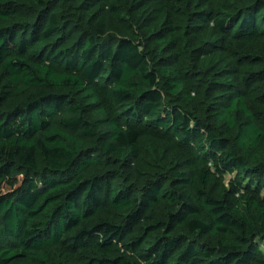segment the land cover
Returning <instances> with one entry per match:
<instances>
[{
	"label": "trees",
	"instance_id": "trees-1",
	"mask_svg": "<svg viewBox=\"0 0 264 264\" xmlns=\"http://www.w3.org/2000/svg\"><path fill=\"white\" fill-rule=\"evenodd\" d=\"M0 264H264V0H0Z\"/></svg>",
	"mask_w": 264,
	"mask_h": 264
}]
</instances>
